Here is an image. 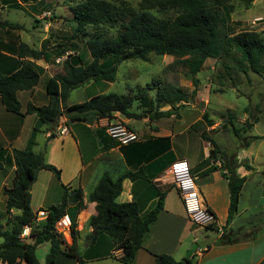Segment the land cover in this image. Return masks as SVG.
I'll use <instances>...</instances> for the list:
<instances>
[{
	"label": "trees",
	"instance_id": "16d2710c",
	"mask_svg": "<svg viewBox=\"0 0 264 264\" xmlns=\"http://www.w3.org/2000/svg\"><path fill=\"white\" fill-rule=\"evenodd\" d=\"M0 1L9 8L25 10L24 7L29 3L47 0ZM233 1L141 0L139 8L136 9L126 1L116 4L106 0H84L72 9L74 20L78 24L72 40L78 39V33L85 34L87 28L95 31L94 36L90 37L85 44L91 61L85 63L81 53L69 56L63 62V72L56 73L46 82L48 104L41 107L29 104L25 113H22V105L17 93L31 91L39 84L44 69L35 61L47 62L48 53L44 49L31 48L26 43L13 46L11 54L14 57L0 52L2 105L9 113L36 114L39 118L38 125L33 129L29 147L25 150L14 151L16 169L12 186L3 189L10 224L6 227L0 219V263L39 264L36 250L38 246L45 243L50 245L45 264H57L56 259L59 255L79 258L76 249V225L72 222L73 245L70 247L64 237L56 232L57 223L66 215L67 208L72 202L67 187L63 186L64 195L61 204L50 207L46 219L38 220L37 213H34L31 208L32 195L29 187L36 181L38 172L48 170L57 179L61 177V170L48 164L43 153H35L32 150L39 126L56 125L63 115L71 122H87L96 118L110 119L116 113L128 119H143L146 118L144 113L137 114L131 110L134 103H141L143 97L145 98L153 89L146 86L139 89L135 95L101 94L83 103L68 106L67 100L71 92L90 82L114 83L118 67L125 61H149L152 54L171 56L175 58V64L187 68L195 89L189 95L181 88L166 86L156 98L150 99V110L155 111L150 116L153 119H161L174 116V112L181 109L175 107L176 104L188 103L189 98L195 97L200 85L198 75L209 59L226 58L236 62L232 67L224 66L227 70L225 73L229 77L219 75L220 79H225V77L233 79V71L246 76L250 73L264 76L262 35L255 31L235 34L227 31V25L232 21ZM241 1L246 7H250L254 2V0ZM152 11L172 12L174 16L159 17ZM0 29L15 31L23 30L24 27L18 23L4 21L0 22ZM113 31L114 35H108ZM72 46L77 48L75 43ZM166 106H170L171 109L161 111V108ZM245 111L249 114L250 121L243 129L232 127V132L238 139L241 138V133L248 134L261 120L250 113V106L246 107ZM201 137L213 147L210 150V156L216 158L219 154L221 158L223 177L228 180L230 193L227 220L229 225L238 213L242 188L247 178L239 177L236 173V169L240 166L236 153L232 157L221 155L219 146L213 139L203 135ZM258 139L260 137L250 136L239 149L248 148L251 142ZM165 159H169V155L166 158H160L154 165L163 163ZM243 166L248 171L253 169L248 163H244ZM2 168L3 165L0 162V170ZM143 173L144 169H141L136 173H128L117 181L106 173L88 197V202L96 203L97 211V215L89 220V225L96 234H90L89 238L92 240L100 237L108 239L112 248L123 251L121 261L124 264H131L137 252L143 248L150 226L156 221L158 213L164 207V194L160 195L158 201L145 214H141L136 202L118 203L116 201L122 192V181L125 178L132 181L143 178ZM75 198L80 199L78 191H75ZM13 210L20 211V214L12 216ZM25 226L31 227L30 242L23 241L20 237ZM227 226L223 229L219 244L231 245L247 239L252 240L259 230L257 225L251 224L249 227L252 230L246 234L247 228L245 227L233 231L227 229ZM155 261L156 264H176L175 260L167 255H155ZM183 264L192 263L186 259Z\"/></svg>",
	"mask_w": 264,
	"mask_h": 264
},
{
	"label": "crops",
	"instance_id": "0c3cea01",
	"mask_svg": "<svg viewBox=\"0 0 264 264\" xmlns=\"http://www.w3.org/2000/svg\"><path fill=\"white\" fill-rule=\"evenodd\" d=\"M0 7L9 8L1 1ZM12 31L0 29V52L8 56H13L11 54L13 46L19 43L29 45L22 40L17 43L7 40L5 37L9 36ZM29 46L34 48L32 45ZM41 49V47L38 48V50ZM35 63L44 71H48L46 61L40 60ZM47 73V78H43L44 83L39 82L31 91L17 93L22 105V113H25L29 104L36 107L48 104L46 82L54 75L50 71ZM97 83H87L80 89L93 88ZM107 84L109 86L112 83ZM105 93V90H97L92 96L89 95L87 100ZM71 94L67 100L68 106L83 103L72 101ZM182 105L183 103L176 104L175 107ZM192 108L197 109L195 106ZM169 109L171 107L166 106L161 108V111ZM131 111L140 113L135 105ZM188 112L180 109L178 115L157 121H150L149 118L128 119L116 113L110 119L96 118L87 122H71L63 115L56 125L39 126L32 150L35 153H43L48 164L61 170V177L57 179L48 170L38 172L37 179L31 186V208L34 213H37L40 210L48 211L52 206H59L64 195L63 186H66L72 199L66 215L76 225L77 231L76 249L79 258L59 255L56 259L57 264H124L121 261L123 251L112 248L108 239L100 237L92 240L89 238L90 234H96L90 227L89 220L97 215V211L96 203L88 202V197L104 174H109L114 181H117L124 175L139 172L141 169H144L145 178L135 181L125 178L122 181V192L116 201L118 203L136 202L141 214H145L158 201L160 195L164 194V207L158 213L156 221L150 226L143 248L137 252L131 264H156L155 255L171 256L176 264H183L186 259L196 254L198 248L204 247L207 250L194 259L193 264H264V170H260L255 165L254 156L248 152L251 146L238 150L237 157L240 166L236 169V173L239 177H246L247 180L242 188L238 213L228 225L230 193L228 180L223 177L220 155L218 154L214 159L211 158L210 144L204 139L201 143L203 150L201 155L195 154L190 146V139L182 140L179 152L176 150V140L183 136L180 134L183 128L178 129L177 126ZM203 115V113H198L184 129L188 132L194 125L202 122ZM38 120L36 114L16 115L7 112L0 99V147L4 144L2 148L7 152L6 159L0 156V162L3 165L0 174L10 169L9 183L0 182V203L3 204L0 219L3 224L4 219L9 218L6 213L3 189L12 186L16 169L14 151L25 150L29 147V141L33 129L38 125ZM165 120L170 121V124H163ZM114 122L125 124L138 135L140 141L127 146L120 145L107 133L108 126ZM63 125L68 128L66 134H61L58 130V127ZM210 130L207 128L208 132ZM197 136L202 138L198 134ZM15 143H19V146H14ZM168 155L169 159L154 165L160 158H166ZM177 160H186L189 163L204 203L215 216L216 222L213 227H198L188 218L182 199L169 175L171 164ZM244 163H248L253 169L248 171L243 166ZM255 177L258 178L257 181ZM75 191L79 192L80 199L75 198ZM19 214L20 211L17 210L11 212L12 216ZM251 224L259 228L254 239L231 245L219 244L223 229L227 225V229L233 231L245 227L247 228L245 233L248 234L252 230L249 227ZM64 239L69 247L73 245L71 233L65 235ZM49 248L48 243L38 246L36 257L39 264H45ZM39 252L42 254L40 258ZM20 264L27 263L21 262Z\"/></svg>",
	"mask_w": 264,
	"mask_h": 264
},
{
	"label": "rangeland",
	"instance_id": "374dc122",
	"mask_svg": "<svg viewBox=\"0 0 264 264\" xmlns=\"http://www.w3.org/2000/svg\"><path fill=\"white\" fill-rule=\"evenodd\" d=\"M83 1L47 0L44 2L29 3L24 7L25 10L16 8L3 9L0 7V22L7 20L24 27L23 30H13L5 38L9 41L11 40V42L13 41V43L22 40L34 46L35 49L39 47L44 49L48 53L46 66L48 67V71L53 75L63 72L64 63L57 64L55 60L59 56H65L67 52H70L71 56H76L81 53L84 62L89 63L91 57L87 53L85 44L90 37L94 36L95 31L87 28L85 34L78 33V39L72 40L78 27L77 22L74 20L72 9ZM106 1L116 4H119L121 1H126L132 7L138 9L141 0ZM232 4L234 11L232 21L227 25V31L230 34L243 31H255L262 35L264 39V0H254L250 7H246L241 0H234ZM152 12L159 17L171 18L174 16L172 12ZM114 34V31L108 33V35ZM74 43L77 45V48L72 46ZM175 61V58L171 56H158L155 54L149 57V61H125L118 67L117 77L114 83L108 86L105 82H98L90 89L86 87L79 88L71 92L70 99L76 102H85L89 98L88 96H92L97 90H105V94L135 95L139 89L149 86L153 90L146 95L147 97H143L141 103L138 104L136 102L134 104L136 110L144 113L150 121H157L158 119L151 117L155 111L150 110V99L156 98L166 86L181 88L189 95L195 89L187 68L175 64ZM235 64L236 62L234 60L226 58L209 59L206 61L202 72L198 75L200 85L197 94L193 99L189 98L188 103H183V106H180L181 110H187L189 112L185 114L183 121L178 123L177 128H183L180 133L183 136L177 138L176 150L179 152L182 140L187 141L190 139V146L195 151V154L201 155L203 152L201 143L203 141L202 138L197 136L198 134L200 137L203 135L213 139L219 146L221 155L225 154L227 157H232L236 153V159L238 161L237 152L241 144L250 136L260 137V139L251 142V147L249 146L248 152L254 156L255 165L260 170H264V76H257L251 73L246 76L233 71V79L230 80L227 78L229 76L225 73L227 70L224 66L232 67ZM48 71L43 72L41 83L45 81L43 78H47ZM219 75H225L227 77L220 79ZM193 106L197 109L194 110L192 108ZM248 106H250V113L255 117H259L261 120L248 134L241 133V138L238 139L233 134L232 127L243 129L250 121L249 114L245 111ZM145 108L146 110H143ZM174 113L178 115L179 111L176 110ZM198 113L204 114L203 121L194 125L187 132L184 129L185 126L192 122ZM162 123L169 125L170 121L165 120ZM207 128L211 130L208 132ZM1 146L3 147L5 145L3 144ZM14 146H19V143H15ZM2 147H0V156L6 159L7 152ZM212 148L210 145V150ZM7 167H9L8 163ZM9 171L10 169L0 174V182L9 183ZM257 179L255 177V181ZM252 183L254 184V182ZM247 195L248 193L246 197ZM2 207L3 204L1 202L0 212L2 211ZM8 221L9 218L7 220L4 219V225L6 227L10 224ZM25 241L30 242V239L27 238ZM38 255L39 258L42 257L41 252Z\"/></svg>",
	"mask_w": 264,
	"mask_h": 264
},
{
	"label": "built area",
	"instance_id": "2783aa9c",
	"mask_svg": "<svg viewBox=\"0 0 264 264\" xmlns=\"http://www.w3.org/2000/svg\"><path fill=\"white\" fill-rule=\"evenodd\" d=\"M70 55L67 52L65 56L56 58V63H63ZM61 134H66L68 128L66 125L58 127ZM108 135L118 141L122 146H127L132 143L140 141V138L136 133L131 131L125 124L115 122L110 124L107 128ZM169 175L172 178L173 184L176 187L186 213L190 221L201 228H211L215 225L214 214L206 207L201 195L200 188L192 175L191 167L186 160H177L171 164L169 168ZM48 216L47 211L40 210L37 212V219L44 220ZM72 221L68 215H65L56 225V232L61 236H65L71 233ZM31 227L25 226L23 228L21 239L25 241L29 238ZM207 248H198L196 254L190 257L188 260L192 263L194 259L199 257ZM193 264V263H192Z\"/></svg>",
	"mask_w": 264,
	"mask_h": 264
},
{
	"label": "water",
	"instance_id": "95a60500",
	"mask_svg": "<svg viewBox=\"0 0 264 264\" xmlns=\"http://www.w3.org/2000/svg\"><path fill=\"white\" fill-rule=\"evenodd\" d=\"M29 190H31V186L29 187ZM95 234V233H94Z\"/></svg>",
	"mask_w": 264,
	"mask_h": 264
}]
</instances>
